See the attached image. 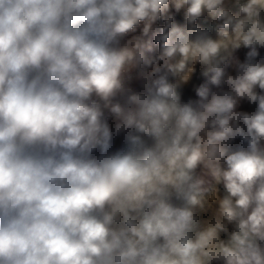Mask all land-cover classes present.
Returning a JSON list of instances; mask_svg holds the SVG:
<instances>
[{"label": "clouds", "instance_id": "9594fccd", "mask_svg": "<svg viewBox=\"0 0 264 264\" xmlns=\"http://www.w3.org/2000/svg\"><path fill=\"white\" fill-rule=\"evenodd\" d=\"M0 264H264V0H0Z\"/></svg>", "mask_w": 264, "mask_h": 264}]
</instances>
